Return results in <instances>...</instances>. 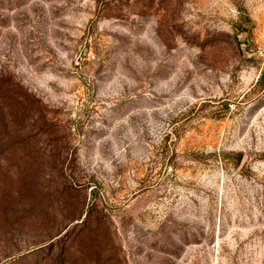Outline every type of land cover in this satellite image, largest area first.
Listing matches in <instances>:
<instances>
[{"label":"rangeland","instance_id":"1","mask_svg":"<svg viewBox=\"0 0 264 264\" xmlns=\"http://www.w3.org/2000/svg\"><path fill=\"white\" fill-rule=\"evenodd\" d=\"M0 264H264V0H0Z\"/></svg>","mask_w":264,"mask_h":264}]
</instances>
